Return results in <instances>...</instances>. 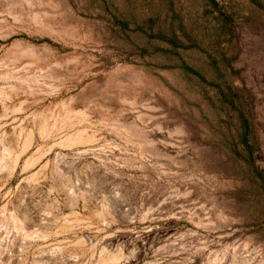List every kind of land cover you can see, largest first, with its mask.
<instances>
[{"label":"rangeland","instance_id":"374dc122","mask_svg":"<svg viewBox=\"0 0 264 264\" xmlns=\"http://www.w3.org/2000/svg\"><path fill=\"white\" fill-rule=\"evenodd\" d=\"M245 263L264 0H0V264Z\"/></svg>","mask_w":264,"mask_h":264},{"label":"bare ground","instance_id":"6f19581e","mask_svg":"<svg viewBox=\"0 0 264 264\" xmlns=\"http://www.w3.org/2000/svg\"><path fill=\"white\" fill-rule=\"evenodd\" d=\"M43 129H44V131H48L47 127H44ZM62 142L66 146H73V145H76V144L84 143L85 141H84V139H82L81 135H78V136L73 135L71 137H68V138L64 139ZM28 143H30V142H28ZM16 162H17V160H16ZM216 258H217V255L215 257H213L212 260H214V261L218 260Z\"/></svg>","mask_w":264,"mask_h":264}]
</instances>
